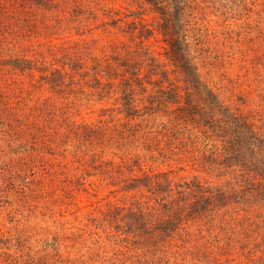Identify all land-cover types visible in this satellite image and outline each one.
<instances>
[{
  "label": "rangeland",
  "instance_id": "1",
  "mask_svg": "<svg viewBox=\"0 0 264 264\" xmlns=\"http://www.w3.org/2000/svg\"><path fill=\"white\" fill-rule=\"evenodd\" d=\"M49 1L59 6L50 12L35 11L32 0L19 5L0 0V118L10 123L8 114L13 112L24 121H31L28 115L39 123L40 118L49 120L34 145L42 158L36 176L25 175V167L20 173L23 161L14 155L0 156V264L17 251L29 254L32 264H84L99 253L98 237L110 245L104 241L108 231L95 227L102 226L104 214L131 206L132 197L139 199L143 194L141 189H125L132 179H152L162 173L163 180L172 183L215 181L213 176H203L196 163L197 147H189L188 142L191 129L183 128L190 117L188 111H175L183 106L177 96L128 123L147 125L151 132L144 136L133 138L125 120L116 114L124 81L131 85L139 109L156 89L172 88L182 95L183 78L167 60L159 16L143 0ZM228 4L232 10L227 17L212 12L210 3L189 4L195 7L186 16L195 64L200 79L225 106L262 122L264 0ZM73 6L90 15L70 17ZM129 11L136 15L128 17ZM198 36L208 40L202 56L193 46ZM130 50L146 52L153 65L134 54V77L112 68L110 84L102 91L89 88L88 77L79 82L77 74L62 67L63 58L71 55L88 65L97 59L111 67L114 56ZM12 59H25L33 69L15 70L8 64ZM54 70H62L64 84L50 88L40 77ZM72 80L77 84L70 85ZM173 134L177 139L170 141ZM0 146L7 154L2 142ZM10 160L16 176L5 171ZM22 258L18 264L29 262ZM239 261L236 264H252ZM210 264L225 262L219 259Z\"/></svg>",
  "mask_w": 264,
  "mask_h": 264
},
{
  "label": "trees",
  "instance_id": "2",
  "mask_svg": "<svg viewBox=\"0 0 264 264\" xmlns=\"http://www.w3.org/2000/svg\"><path fill=\"white\" fill-rule=\"evenodd\" d=\"M2 1L12 5L23 2ZM196 1L200 5L210 3L212 12L219 13L221 17H227L232 10L228 4L232 0H143L160 18L159 30L167 44V60L182 75L184 89L182 95L172 88L156 89L155 94L148 96V104L139 109L134 105L131 85L124 81L120 85L116 114L125 120L133 138L144 136L151 132L147 125L128 123L147 116L153 107L160 106L157 103L164 104L162 101H171L177 96L183 106L175 111H188L190 117L183 128L191 129L192 136L188 142L189 147H197L194 151L196 163L201 166L203 176H213L215 181L172 183L163 180L162 173L155 174L152 179H132L125 189H141L143 194L139 199L132 197L131 206L115 207L104 214L102 226L96 224L95 227L102 233L108 231V238L104 241L110 245L100 242L98 237L95 242L101 251L84 264H210L219 259H224L225 264H236L239 260L252 264L264 262V121L253 122L250 117L225 106L200 79L186 29V16L191 15L195 7L198 9L197 4L195 7L189 4ZM32 2L35 11L50 12L59 6L49 0ZM202 11L199 9V13ZM74 14L81 18L90 12L73 6L68 15ZM135 15L129 11L128 17ZM197 15L201 18V14ZM193 41L195 51L202 56L208 50H204L208 40L198 36ZM134 54L143 63L153 65L146 52L130 50L124 56H114V66L111 67L97 59L90 60L89 66L72 55L63 58L62 67L72 71L73 75L77 74L79 82L88 77L90 81L86 83H90L89 88L102 91L110 84L112 68L124 70L134 77L132 68L135 62L131 61ZM8 64L19 71L33 69L25 59H12ZM160 75L163 81H167L165 72ZM63 76L62 70H54L49 75H42L40 80L50 88L57 87L64 84ZM71 84L76 85L77 82L72 80ZM28 116L31 121L19 119L13 112L8 114L10 123H4L0 118V142L5 150H9L4 154L1 149L0 156L14 155L23 161L20 173L25 167V175L29 172V176H36L37 164L42 158L34 145L41 139L42 129L49 120L40 118L42 123H39ZM175 139L173 134L170 141ZM9 165H13V161L6 163L9 168L5 171L9 176H16ZM144 198L149 201H142ZM52 242L55 243L56 239ZM100 245H104V249ZM16 254H7L4 264H18L24 261V256L29 261L26 264L33 263L29 254L19 251Z\"/></svg>",
  "mask_w": 264,
  "mask_h": 264
}]
</instances>
